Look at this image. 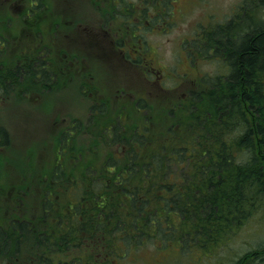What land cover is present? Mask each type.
<instances>
[{
    "label": "rangeland",
    "instance_id": "374dc122",
    "mask_svg": "<svg viewBox=\"0 0 264 264\" xmlns=\"http://www.w3.org/2000/svg\"><path fill=\"white\" fill-rule=\"evenodd\" d=\"M250 2L0 0V264H71L76 257L75 264H264V201L223 244L204 252H183L156 237L127 244L122 233L133 230L112 228L111 219L107 257L95 243L101 232L92 239L101 226L107 230L96 224L104 217L83 230L79 218L72 221L75 206L91 205H76L79 196L64 180L102 166L110 154L122 157L125 139L147 124L148 111L152 135H159L167 124L162 109L200 80L226 73L219 56L230 55L227 46H218L221 54L202 51L201 32L235 18L242 5L239 25H250L253 13L264 20V4ZM56 170L66 175L53 178ZM14 224L24 230L13 233ZM53 230L63 239L56 254L36 238ZM66 232L75 236L67 246Z\"/></svg>",
    "mask_w": 264,
    "mask_h": 264
},
{
    "label": "trees",
    "instance_id": "16d2710c",
    "mask_svg": "<svg viewBox=\"0 0 264 264\" xmlns=\"http://www.w3.org/2000/svg\"><path fill=\"white\" fill-rule=\"evenodd\" d=\"M147 9L144 5L140 14ZM240 10L224 25L201 32L202 51L220 53L218 46H227L230 55L219 56L226 73L200 80L197 89L162 109L167 124L159 135H152L155 118L148 111L147 124L140 130L135 125L125 139L122 157L110 154L102 166L92 164L90 170L64 178L79 196L76 205H91L75 206L72 221L79 218L77 225L83 230L86 221L104 217L96 224L107 223V230L101 226L92 239L101 232L95 243L105 256L110 257L109 247L114 246L108 235L111 219L112 228L115 223L133 230L122 233L127 244L156 237L160 244L176 242L183 252H204L223 244L264 201V20L253 13L250 25L241 26L240 16L247 10L243 5ZM59 175L66 174L56 170L52 177ZM43 233L36 238L40 235L49 253L56 254L61 235L54 230ZM63 237L67 246L75 236L66 232ZM62 251L66 249L58 250ZM75 260L79 259L72 258L71 264Z\"/></svg>",
    "mask_w": 264,
    "mask_h": 264
},
{
    "label": "flooded vegetation",
    "instance_id": "af4514ba",
    "mask_svg": "<svg viewBox=\"0 0 264 264\" xmlns=\"http://www.w3.org/2000/svg\"><path fill=\"white\" fill-rule=\"evenodd\" d=\"M142 10V9H141ZM141 13V12H140ZM17 229V227L15 226V224L13 225V233L15 232V230Z\"/></svg>",
    "mask_w": 264,
    "mask_h": 264
}]
</instances>
